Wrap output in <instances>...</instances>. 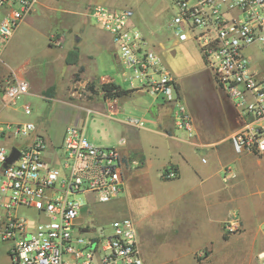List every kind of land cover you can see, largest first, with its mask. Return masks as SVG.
Wrapping results in <instances>:
<instances>
[{
  "label": "built area",
  "instance_id": "obj_1",
  "mask_svg": "<svg viewBox=\"0 0 264 264\" xmlns=\"http://www.w3.org/2000/svg\"><path fill=\"white\" fill-rule=\"evenodd\" d=\"M40 2L0 0V64L6 43ZM173 5L169 26L177 41L196 43L216 86L237 111L240 126L231 136L235 151L264 158V0H173ZM88 14L111 35L132 73V85L163 96L173 106L176 127L195 136V120L179 82L134 24V10L95 4ZM32 88L15 70L0 73V242L10 264H145L132 218L114 220L110 230L85 223L93 204L122 196L125 155L119 147L94 144L82 124L68 126L62 143L50 147L35 121L4 120L5 110L33 114L32 102L19 104ZM126 122L145 124L138 117ZM14 148L19 157L8 163ZM167 176L176 178L178 172L171 169ZM222 226L226 235L244 228L238 216ZM253 264H264V250Z\"/></svg>",
  "mask_w": 264,
  "mask_h": 264
},
{
  "label": "crops",
  "instance_id": "obj_2",
  "mask_svg": "<svg viewBox=\"0 0 264 264\" xmlns=\"http://www.w3.org/2000/svg\"><path fill=\"white\" fill-rule=\"evenodd\" d=\"M45 3L46 0H41L39 6ZM133 22L138 26L135 15ZM103 32L115 50L111 35L105 30ZM166 39L163 37L157 43L158 46L154 45L161 53L166 51ZM176 45L197 50L194 61L177 68L182 77L181 81L178 80L179 84H183L182 80L197 76L206 69V65L193 42L180 44L176 40ZM176 53L172 52L174 58L178 59ZM94 61L93 53L85 54L80 50L78 64L66 63L68 68L73 69V75H85V82L90 88L95 83L102 94V99L86 102V114L77 116L76 123L84 127L92 111L89 104H98L102 109L105 105L108 117L116 116L121 120L126 111L124 101L137 100L138 96L148 93L131 82L119 81L113 71L110 75H99L94 68ZM2 63L0 73L8 74ZM124 73L127 74L126 71ZM105 82H115L133 91L122 97L105 98L101 89ZM227 105L229 107L226 104L224 107L231 113H225L229 127L219 135L217 129H212L196 117L195 136L178 129L173 106L166 101L155 105L153 110H147L142 117L144 126L137 127L124 121L125 132L130 134V138L123 136L121 140L124 143L120 141L119 147L128 161V168L125 172V196L122 195L117 201L122 200L130 213L127 215L126 212V217L136 223L145 264H238L236 258L223 250L241 237H245L246 243L254 247L256 254L264 250V234L261 232L264 225V158L251 152L235 151L231 136L239 128L240 121L235 107L229 103ZM89 137L96 141L94 135L90 134ZM147 143L155 150L152 154L154 162L146 157L144 145ZM152 166L154 172L151 171ZM167 168L176 169L178 176L165 180L163 174ZM147 201L153 207L150 211L141 210L140 207ZM235 216L241 218L243 231L226 235L222 225ZM147 231L151 234L150 239L147 238Z\"/></svg>",
  "mask_w": 264,
  "mask_h": 264
},
{
  "label": "rangeland",
  "instance_id": "obj_3",
  "mask_svg": "<svg viewBox=\"0 0 264 264\" xmlns=\"http://www.w3.org/2000/svg\"><path fill=\"white\" fill-rule=\"evenodd\" d=\"M95 4H104L113 8H132L139 28L151 44L158 46L160 39L166 37V51L161 53L156 47L155 50L177 80L182 79L177 68L181 64L185 67L188 62L194 61L193 57L197 50L182 45L175 46L177 39L169 26L175 15L173 0H46L45 5H38L36 11L21 23L5 46L2 56L4 62L2 65L6 72L15 70L23 74L31 81L32 87L38 83L32 88L30 95L23 96L19 100V104L26 100L32 102L34 112L28 117L21 110H5L1 116L4 120L35 121L50 147L60 145L66 128L77 124L78 115L86 114L84 107L86 102L102 99L97 84L94 83L91 89L85 82V75L80 74V77L73 75V69L68 68L66 54L70 49L78 47L80 43L81 52L91 55L93 53L94 68L99 75H110L113 71L118 75L119 81L128 84L131 82V71L125 68L117 55V50L112 49L108 37H105L103 30L88 14L90 5ZM194 45L199 50L196 43ZM172 52H177L175 56L178 59L174 58ZM125 71L127 74L124 73ZM182 82L184 83L179 84V91L193 117L199 118L212 129H217V135L223 133L229 127L225 113L231 114L224 105L229 107L227 105L229 103L233 108L234 105L216 86L211 72L206 68L197 76ZM124 102L126 111L121 116L123 122L120 117H108L107 106L104 103L101 104L104 105L103 109L98 104H89L92 111L89 112V118L85 123V134L87 137L90 134L94 135L96 141L90 140L97 146L119 147L123 136L130 138V134L125 132L124 121L130 117L142 118L147 110H153L157 104H164L165 99L163 96L156 97L147 93L138 96L137 100L128 99ZM144 151L146 157L154 162L152 154L155 150L150 144L144 145ZM151 171L154 172L153 166ZM155 189L158 190L156 187ZM80 199L84 201L85 198L80 196ZM152 207L147 201L140 209L150 211ZM126 212L130 215L122 200L96 203L92 205V214L86 216L85 223L90 227L101 225L110 230V224L116 219L126 217ZM28 215L32 217L33 214L30 212ZM261 232L264 234L263 225ZM147 233L149 234L147 238L150 239L151 234L149 231ZM149 239L148 243H150ZM223 252L236 258L238 264L254 262L256 254L254 247L249 242L246 243L245 237L227 246ZM0 264H10L2 242H0Z\"/></svg>",
  "mask_w": 264,
  "mask_h": 264
},
{
  "label": "trees",
  "instance_id": "obj_4",
  "mask_svg": "<svg viewBox=\"0 0 264 264\" xmlns=\"http://www.w3.org/2000/svg\"><path fill=\"white\" fill-rule=\"evenodd\" d=\"M80 59V50L79 47H75L73 49H70L66 55V63L68 65H75L78 64ZM82 70V68H81ZM78 76V75H77ZM93 88V86H91V89ZM101 89L104 92V97L105 98H115V97H122L125 96L127 94H129L130 92L133 91V89H124L123 87H121L120 85H118L115 82H105L101 85ZM170 168H167L164 171L163 174V178L165 180H169L171 178H169L167 175L170 172ZM176 170V169H175ZM177 171V170H176ZM178 172V171H177Z\"/></svg>",
  "mask_w": 264,
  "mask_h": 264
},
{
  "label": "water",
  "instance_id": "obj_5",
  "mask_svg": "<svg viewBox=\"0 0 264 264\" xmlns=\"http://www.w3.org/2000/svg\"><path fill=\"white\" fill-rule=\"evenodd\" d=\"M77 40L79 41L80 38H77ZM18 157H19V151L17 150V148H14L12 155L8 159V163L15 161Z\"/></svg>",
  "mask_w": 264,
  "mask_h": 264
}]
</instances>
